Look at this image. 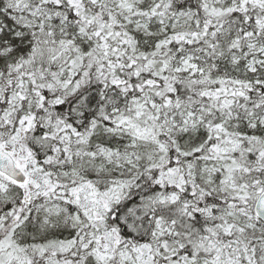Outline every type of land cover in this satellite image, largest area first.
<instances>
[{"label": "snow or ice", "instance_id": "6c2138e0", "mask_svg": "<svg viewBox=\"0 0 264 264\" xmlns=\"http://www.w3.org/2000/svg\"><path fill=\"white\" fill-rule=\"evenodd\" d=\"M0 264H264V0H0Z\"/></svg>", "mask_w": 264, "mask_h": 264}]
</instances>
